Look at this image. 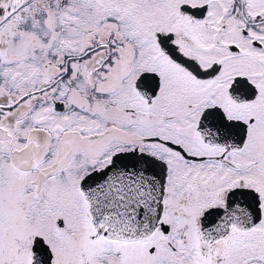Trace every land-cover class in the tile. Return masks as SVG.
Instances as JSON below:
<instances>
[{
	"label": "flooded vegetation",
	"instance_id": "1",
	"mask_svg": "<svg viewBox=\"0 0 264 264\" xmlns=\"http://www.w3.org/2000/svg\"><path fill=\"white\" fill-rule=\"evenodd\" d=\"M138 2L148 5L147 14L136 15ZM129 9L128 29L116 13L111 21L117 33L99 36V51L52 54L49 63H63L53 78L64 133L59 144L66 150L41 188L79 189L87 214L73 213L70 194L60 197L66 216L56 227L70 220L69 233L52 228L35 234L25 264H32L35 237L48 245V264H66V255L69 264H78L71 235L77 222L91 219L80 181L131 151L155 157L166 175L153 232L124 242L151 240L150 252L158 253L152 264H264V0H130ZM94 59L97 66L84 68ZM73 61L80 67L70 66ZM104 137L108 147L98 148ZM77 142L97 150H74ZM248 172L255 174L252 183ZM72 174L80 175L74 188ZM246 187L258 193L260 220L204 236L206 212L224 208L232 189ZM93 236L124 243L96 231ZM163 247L170 252L164 255ZM133 251L134 262L142 264L140 247Z\"/></svg>",
	"mask_w": 264,
	"mask_h": 264
},
{
	"label": "rangeland",
	"instance_id": "2",
	"mask_svg": "<svg viewBox=\"0 0 264 264\" xmlns=\"http://www.w3.org/2000/svg\"><path fill=\"white\" fill-rule=\"evenodd\" d=\"M129 4L130 0H33L0 27V264H25L30 259V242L35 234L52 228L69 233L70 220L64 228L56 227L57 218L66 216L61 204L66 193L74 200L73 213L87 214L78 188L52 193L41 188L42 177L56 173V163L66 150L59 144L64 134L60 130L62 117L54 111L53 75L59 71L56 66L63 65L62 58L49 62L52 54L67 57L71 53L99 51L94 48L98 37L107 40L117 33L115 22L111 21L116 13L128 29ZM136 5V15L147 14L148 5ZM55 47L58 50L53 53ZM98 63L99 59H94L83 66L94 68ZM79 64L73 61L69 65L76 69ZM100 142L98 148L108 147L106 137ZM80 145L82 150L87 147L86 152L97 150L78 142L74 150L80 149ZM254 176V172L247 173L249 183ZM69 177L74 188L80 175ZM261 189L264 191V184ZM57 200L60 204H56ZM77 225V232L71 237L78 264H136L135 246L142 251V264H152L158 254L150 252L154 245L151 240L112 243L93 236L95 231L89 218ZM163 250L164 255L170 252L166 247ZM99 255L102 257L98 258ZM65 258L69 264V256ZM53 263L57 264V260Z\"/></svg>",
	"mask_w": 264,
	"mask_h": 264
},
{
	"label": "water",
	"instance_id": "3",
	"mask_svg": "<svg viewBox=\"0 0 264 264\" xmlns=\"http://www.w3.org/2000/svg\"><path fill=\"white\" fill-rule=\"evenodd\" d=\"M32 1L0 0V27ZM54 111H58L57 103ZM165 175V166L155 157L133 151L120 152L107 166L86 174L79 187L96 236L123 242L146 239L159 218ZM225 203L202 218L204 236H221L231 225L249 228L261 218L258 193L249 187L232 189ZM33 244L32 264H48V245L40 237Z\"/></svg>",
	"mask_w": 264,
	"mask_h": 264
}]
</instances>
